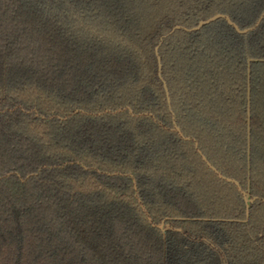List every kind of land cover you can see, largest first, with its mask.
<instances>
[{
    "label": "trees",
    "instance_id": "16d2710c",
    "mask_svg": "<svg viewBox=\"0 0 264 264\" xmlns=\"http://www.w3.org/2000/svg\"><path fill=\"white\" fill-rule=\"evenodd\" d=\"M0 264H264V0H0Z\"/></svg>",
    "mask_w": 264,
    "mask_h": 264
},
{
    "label": "water",
    "instance_id": "95a60500",
    "mask_svg": "<svg viewBox=\"0 0 264 264\" xmlns=\"http://www.w3.org/2000/svg\"><path fill=\"white\" fill-rule=\"evenodd\" d=\"M219 16H215V17H213V18H211V19H209V20H207V21H202V22H200V24H199V27H201L203 24H205V23H209L210 21H212V20H214V19H216V18H218ZM228 19V18H227ZM229 20V19H228ZM229 22H231L230 20H229ZM177 130L179 131V129L177 128ZM205 159V158H204ZM206 160V159H205ZM209 164V163H208ZM210 165V164H209ZM210 167L212 168V169H214L220 176H222L213 166H211L210 165ZM228 181H230V182H233L234 184H236V186L238 187V189L244 194V196H245V200L246 201H248L249 199H248V196H249V194H248V192H245V191H243L242 190V188H241V186H240V184H239V182H237L236 180H233V179H228Z\"/></svg>",
    "mask_w": 264,
    "mask_h": 264
}]
</instances>
